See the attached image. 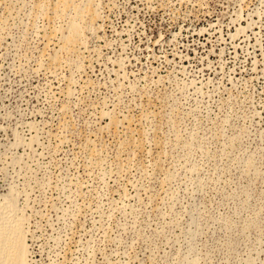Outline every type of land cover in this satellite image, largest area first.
Returning <instances> with one entry per match:
<instances>
[{
	"label": "rangeland",
	"instance_id": "1",
	"mask_svg": "<svg viewBox=\"0 0 264 264\" xmlns=\"http://www.w3.org/2000/svg\"><path fill=\"white\" fill-rule=\"evenodd\" d=\"M0 199L27 264H264V0H0Z\"/></svg>",
	"mask_w": 264,
	"mask_h": 264
},
{
	"label": "bare ground",
	"instance_id": "2",
	"mask_svg": "<svg viewBox=\"0 0 264 264\" xmlns=\"http://www.w3.org/2000/svg\"><path fill=\"white\" fill-rule=\"evenodd\" d=\"M1 201L0 199V264H27L28 246L23 219L12 201Z\"/></svg>",
	"mask_w": 264,
	"mask_h": 264
}]
</instances>
